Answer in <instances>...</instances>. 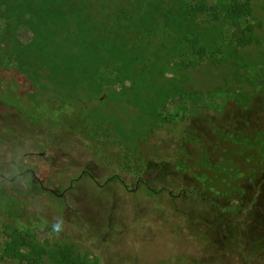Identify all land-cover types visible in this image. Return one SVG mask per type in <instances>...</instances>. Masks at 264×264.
I'll return each mask as SVG.
<instances>
[{
  "label": "rangeland",
  "instance_id": "obj_1",
  "mask_svg": "<svg viewBox=\"0 0 264 264\" xmlns=\"http://www.w3.org/2000/svg\"><path fill=\"white\" fill-rule=\"evenodd\" d=\"M166 1H250L262 41L235 48L228 21L195 18L213 55L166 70L146 90L150 106L104 107L136 131L161 124L133 155L86 137L73 112L41 109L47 96L36 106L27 100L33 86L11 49L34 42L36 17L12 14L0 0V264H264V0ZM49 24L60 56L86 51L73 18ZM141 45L155 60L156 45ZM48 59L37 76L71 83L80 69L67 56ZM127 63L103 65V99L131 87ZM167 83H179L177 92H155ZM21 170L66 196L45 191L31 173L22 179Z\"/></svg>",
  "mask_w": 264,
  "mask_h": 264
},
{
  "label": "trees",
  "instance_id": "obj_2",
  "mask_svg": "<svg viewBox=\"0 0 264 264\" xmlns=\"http://www.w3.org/2000/svg\"><path fill=\"white\" fill-rule=\"evenodd\" d=\"M9 2L12 14L24 16L30 11L36 17L32 21L37 32L34 42L27 46L13 42L11 49L16 56L18 72L33 86L27 100L36 106L42 97L47 96L48 100L42 102L41 109L47 111L49 104L57 107L56 114L69 115L71 111L86 137L103 146L119 143L133 155L138 154V142L145 140V136L161 124L154 119L148 131H136L126 128L123 120L104 107L111 103L122 107L124 103L135 102L150 106L153 103H149L146 90L153 89L166 70H170L171 66L175 69L189 68L193 59L213 55L216 50L209 42L210 38L193 28L195 18L203 14L212 22L220 19L228 21L235 30L230 39V44L235 48L257 46L262 41V36L258 34L262 24L256 21L250 1L227 4L223 8H210L205 2L168 4L166 0ZM63 18H73L79 24L82 42L86 47L83 53L64 55L80 66V69L73 71L71 83L57 75L37 76V71L48 68V58L64 57L49 41L52 33L49 23ZM148 41L156 45L152 53L155 60L149 61L146 55L148 48L141 45ZM166 41L171 45L168 46ZM119 58L128 62L129 67L122 70V75L128 74L131 87L119 95L103 99L101 69L103 65ZM178 85L163 84L155 92L171 95L177 92Z\"/></svg>",
  "mask_w": 264,
  "mask_h": 264
},
{
  "label": "flooded vegetation",
  "instance_id": "obj_3",
  "mask_svg": "<svg viewBox=\"0 0 264 264\" xmlns=\"http://www.w3.org/2000/svg\"><path fill=\"white\" fill-rule=\"evenodd\" d=\"M7 152V151H5ZM33 155H35V153H32ZM38 155L41 157L43 156L44 154L43 153H38ZM0 156H1V153H0ZM36 156V155H35ZM29 173H31V175L33 176L34 178V181H38L39 185L41 188H43L45 191L47 192H51L53 195H55L56 197H65V193H61V194H57V190L56 189H53V188H48V187H44V184H43V181L41 180V178H39L36 174H34L31 170L29 171H20V173L18 174L19 176L22 177V179H27ZM14 181V180H12ZM23 186V184H21Z\"/></svg>",
  "mask_w": 264,
  "mask_h": 264
}]
</instances>
